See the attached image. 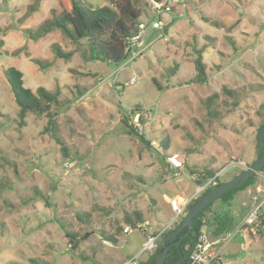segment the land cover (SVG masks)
<instances>
[{
  "label": "rangeland",
  "instance_id": "rangeland-1",
  "mask_svg": "<svg viewBox=\"0 0 264 264\" xmlns=\"http://www.w3.org/2000/svg\"><path fill=\"white\" fill-rule=\"evenodd\" d=\"M78 1L114 10L128 0ZM137 8L147 26L143 44L134 60L116 65L85 61V41L78 47L59 30L43 34L62 16L59 0H0V186H7L0 195V264H119L141 247L146 232L173 223L170 199L190 198L207 172L228 179L241 170L237 164L256 159L264 89L247 88L264 85V0L180 1L161 15L164 25L173 22L168 35L153 29L159 17L150 0ZM57 47L71 58H57ZM200 50L204 79L188 85L199 75ZM11 67L34 92L60 90L61 105L52 113L69 159L43 133L47 116L29 114L21 123L5 75ZM223 87L246 88L237 108ZM213 94L218 118H209L204 106ZM139 112L150 144L125 132L124 119L134 122ZM257 186L264 197V177ZM251 189L236 194L230 208L237 222L232 231L239 229L232 241L242 244L243 234L246 245L236 248L238 258L228 255L230 264H264V205L255 226L243 225L257 204ZM135 212L145 222L124 234V218ZM67 234L76 238V250ZM223 257L216 264L230 262Z\"/></svg>",
  "mask_w": 264,
  "mask_h": 264
},
{
  "label": "trees",
  "instance_id": "trees-1",
  "mask_svg": "<svg viewBox=\"0 0 264 264\" xmlns=\"http://www.w3.org/2000/svg\"><path fill=\"white\" fill-rule=\"evenodd\" d=\"M139 1L140 0H128L124 4L114 7L113 10L107 6L90 8L78 0H59V4L63 10L62 16L51 21L46 28L42 29V31L43 34H48L53 30H59L66 39H68L71 43L78 47H80L82 42L85 41L88 48V52H85L82 55L85 61L97 60L99 62H102L101 60L104 59L105 64L120 65L126 62L130 57V55L126 51V40L138 33L139 25L142 23L140 21L142 12L137 8V4L139 3ZM180 1H183L186 4L190 3V0ZM174 11L176 10L173 9L171 13H173ZM203 20L206 22L208 21L204 17ZM214 25L216 28H220V25ZM28 35L32 36L30 33H28ZM228 40L231 42L232 46H235L231 39ZM203 53L204 50L198 51L199 56L196 59V67L199 70V75L195 80L189 81L187 83L188 85L201 82L204 79V74H202L200 71H204L205 69V65L202 61ZM55 54L57 58L60 59L68 60L69 58H71V54L63 53L58 47L55 49ZM34 62L36 64L42 65V63H40L38 60H34ZM172 74L175 75V71H173ZM5 75L13 92L15 103L19 108V118L21 120V123L24 124V121L29 114L35 115L37 117L47 116L48 121L43 133L47 134L58 146H60L62 156L65 159H69V149L61 139L57 115L56 113H52L54 107H59L61 105L60 90L51 92L44 87H40L34 92L24 86L23 73L14 67L8 68L5 71ZM154 85L159 91L163 89L156 81H154ZM247 89L250 91H256L258 89H264V85H250ZM245 91V87H243L242 89H230L228 87L222 88V93L234 102L231 105L232 109L237 108L239 101L242 98H240V94L241 92ZM218 99V94H213L208 97L204 103L205 109L207 111V116L209 118H218L220 116L219 111L216 109V106H218ZM262 109L264 110V105L262 106ZM138 111H140V107L137 106L134 112ZM141 121L144 126H147V123L144 119H142ZM123 124L126 128L125 132L129 136L137 137L143 143L150 144V141L147 139L146 135L143 132L140 133L135 130L133 121L130 122L128 119H124ZM263 125L264 121L259 127V131L257 134V156L254 162L259 160L263 154L259 144V138ZM199 146H201V143H199ZM162 149L165 151L168 149L167 140H164L162 142ZM3 160L6 162L7 159L4 158ZM254 162H252V164ZM252 164H237L236 168L241 169L237 174L228 179H224L223 175L219 177L217 179V185L215 187L207 188L201 195H199L197 198H194L189 203L185 214L196 202L207 195L210 191L242 174L245 169L240 166L245 165L246 167H249ZM4 165L5 163L0 164V169ZM206 175L207 178L202 181L198 180L195 186L204 185L209 179L214 178L217 175V172H207ZM259 176L264 177V168L260 171L259 174L251 177L245 184L235 190L226 193L218 201L205 208L197 216L194 222V228L197 231L198 235L204 232L205 229V233L208 234L209 238L214 240L220 238L225 233L234 230L237 222H235V219L232 216L230 210L232 201L236 194H238L239 192L245 191L248 188H255L257 186ZM6 188L7 186L4 184L0 186V195ZM215 204H219V209L217 211H213L212 209ZM133 217H136V220L133 219ZM133 217L129 215L125 216L124 222L127 226H131L136 229L137 222H145L144 217L140 212L133 213ZM80 219H82V217H80ZM182 219L177 223L172 231L169 230L163 233L161 241L180 225ZM260 221L264 229V219L261 218ZM184 233L185 231L182 232L181 235H183ZM67 236L71 237V249L76 250L78 248L76 238L70 234H67ZM194 243L195 238L193 235H189L188 237H186L179 246H174L171 249L165 264H177L179 259L183 255H188ZM157 254L149 257L146 260H141V264H155ZM186 263V260L183 261V264Z\"/></svg>",
  "mask_w": 264,
  "mask_h": 264
},
{
  "label": "built area",
  "instance_id": "built-area-1",
  "mask_svg": "<svg viewBox=\"0 0 264 264\" xmlns=\"http://www.w3.org/2000/svg\"><path fill=\"white\" fill-rule=\"evenodd\" d=\"M180 0H162L161 2H155L154 0H150L152 5V11L154 15L159 17L158 21L153 23V29H162L164 26V22L162 21L161 15L168 14L172 11V5L179 3ZM146 24L141 23L139 25V31L136 35L129 37L126 40V51L130 55V57L134 60L137 56L136 49L141 47L143 42V35L146 31ZM135 79L130 80V84H134ZM136 121L133 122V126L136 131L142 133L144 129V125L142 123V117L140 112L136 116ZM222 176V173H218L214 178L209 179L204 185L196 186V192L193 196L188 198L187 200L180 198L181 202L177 201L176 197L169 200V205L172 208L173 213L175 214V219L172 224L167 226L165 229L158 233H145L146 240L142 246L141 251L131 257L127 262L124 264H141V258L144 255L149 257L154 256L158 253L161 237L163 233L169 231L172 225L177 224L185 215L187 206L189 203L194 199L201 195L207 188L215 187L217 185V179ZM255 197L254 208L251 210L250 214L244 219L243 225L246 226H255L257 224V218L259 216V211L264 205V197ZM142 226H139L136 229H141ZM134 230L133 227L127 226L124 229V234H129ZM239 232V229L236 231H230L225 233L218 239L212 240L209 238L208 234L202 232L200 235L197 236V239L190 249L186 261V264H216L222 259L223 250L227 244L231 242V240L235 237L236 233ZM185 261V260H184ZM183 264V262H182Z\"/></svg>",
  "mask_w": 264,
  "mask_h": 264
},
{
  "label": "water",
  "instance_id": "water-1",
  "mask_svg": "<svg viewBox=\"0 0 264 264\" xmlns=\"http://www.w3.org/2000/svg\"><path fill=\"white\" fill-rule=\"evenodd\" d=\"M155 2H161L162 0H154ZM173 23V22H172ZM172 23L164 25L162 31L164 35H168V30L171 27ZM102 62L105 60L102 59ZM259 144L262 150V157L254 162L251 166L246 167L245 171L235 177L233 180L213 189L207 195L202 197L198 202H196L186 213L182 219L180 225L167 237L162 239L160 242V250L156 256L155 264H165L166 259L174 246H179L180 243L189 235H193L195 241L197 239L198 233L194 228V222L197 216L209 205L218 201L226 193L235 190L245 184L251 177L256 174H259L260 171L264 168V125L261 131L259 138ZM185 233L181 235L182 232ZM88 235H86L87 237ZM187 255H183L177 264H182L186 260Z\"/></svg>",
  "mask_w": 264,
  "mask_h": 264
},
{
  "label": "crops",
  "instance_id": "crops-1",
  "mask_svg": "<svg viewBox=\"0 0 264 264\" xmlns=\"http://www.w3.org/2000/svg\"><path fill=\"white\" fill-rule=\"evenodd\" d=\"M250 192H251V194H253V197H250L249 199L251 200V199H255V197H261L260 196V194H262L261 193V187L260 186H256L255 188H253V189H251L250 190ZM194 195V194H193ZM193 195H191V196H193ZM178 198H180V197H178ZM244 221V220H243ZM242 224V223H241ZM240 224V225H241ZM242 235V237H241V241L244 243V239H243V237H244V235L243 234H241ZM235 238V237H234ZM233 238V239H234ZM232 239V240H233ZM145 240H146V235H145ZM215 240V239H214ZM231 240V242L229 243V244H227L226 246H225V248H224V250H223V261L222 262H226V260H228V261H230V262H228V264H230V263H232V260H229V254L232 252V253H237L236 255H235V258H238L240 255H239V250H243V251H245V249H246V245H245V243L243 244H239V243H234L233 241ZM239 242V241H238ZM241 243V242H240ZM143 244H144V242L142 243V245H141V247L140 248H138L136 251H134V252H132V253H130L128 256H126V258L122 261V262H120L119 264H124L125 262H127L131 257H133L134 255H136V254H138L140 251H141V249H142V246H143ZM239 248V250L237 251V252H235V250H236V248ZM232 257V256H231ZM149 258V256H147V255H144L142 258H141V260L143 261V260H146V259H148ZM228 258V259H227ZM222 260V259H221ZM234 261V260H233Z\"/></svg>",
  "mask_w": 264,
  "mask_h": 264
}]
</instances>
